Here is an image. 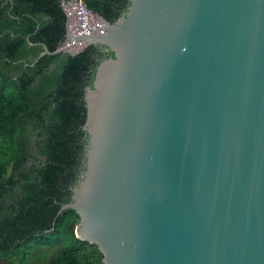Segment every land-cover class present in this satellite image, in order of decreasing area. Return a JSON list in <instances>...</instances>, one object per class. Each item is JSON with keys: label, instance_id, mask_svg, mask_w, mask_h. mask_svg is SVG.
Returning a JSON list of instances; mask_svg holds the SVG:
<instances>
[{"label": "water", "instance_id": "95a60500", "mask_svg": "<svg viewBox=\"0 0 264 264\" xmlns=\"http://www.w3.org/2000/svg\"><path fill=\"white\" fill-rule=\"evenodd\" d=\"M38 57L112 54L83 94L62 209L103 264H264V0H128Z\"/></svg>", "mask_w": 264, "mask_h": 264}, {"label": "trees", "instance_id": "16d2710c", "mask_svg": "<svg viewBox=\"0 0 264 264\" xmlns=\"http://www.w3.org/2000/svg\"><path fill=\"white\" fill-rule=\"evenodd\" d=\"M63 0H0V264H103L62 209L84 165L83 94L112 52L88 45L38 57L65 39ZM113 21L128 0H84Z\"/></svg>", "mask_w": 264, "mask_h": 264}, {"label": "built area", "instance_id": "2783aa9c", "mask_svg": "<svg viewBox=\"0 0 264 264\" xmlns=\"http://www.w3.org/2000/svg\"><path fill=\"white\" fill-rule=\"evenodd\" d=\"M61 6L72 36L104 31L101 16L90 10L84 0H63ZM81 43L83 42L79 41L75 43L71 38L65 42V44H71V48Z\"/></svg>", "mask_w": 264, "mask_h": 264}, {"label": "rangeland", "instance_id": "374dc122", "mask_svg": "<svg viewBox=\"0 0 264 264\" xmlns=\"http://www.w3.org/2000/svg\"><path fill=\"white\" fill-rule=\"evenodd\" d=\"M84 46H85V44H84V43H81V44H79V45L73 46V47L71 48V50H73V51H75V52H78V51H80L81 49H83Z\"/></svg>", "mask_w": 264, "mask_h": 264}, {"label": "flooded vegetation", "instance_id": "af4514ba", "mask_svg": "<svg viewBox=\"0 0 264 264\" xmlns=\"http://www.w3.org/2000/svg\"><path fill=\"white\" fill-rule=\"evenodd\" d=\"M101 49H102V52L107 51V49H106L105 47H103V46H101ZM84 138H85V135H84ZM82 160H83V158H82ZM80 169H81V170H79L77 176H79L80 172L83 170V166H81Z\"/></svg>", "mask_w": 264, "mask_h": 264}]
</instances>
